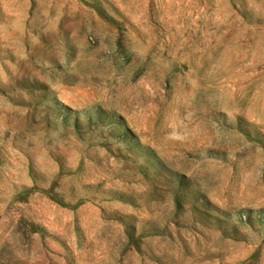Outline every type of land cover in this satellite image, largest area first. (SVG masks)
<instances>
[{"label": "rangeland", "instance_id": "1", "mask_svg": "<svg viewBox=\"0 0 264 264\" xmlns=\"http://www.w3.org/2000/svg\"><path fill=\"white\" fill-rule=\"evenodd\" d=\"M0 264H264V0H0Z\"/></svg>", "mask_w": 264, "mask_h": 264}]
</instances>
